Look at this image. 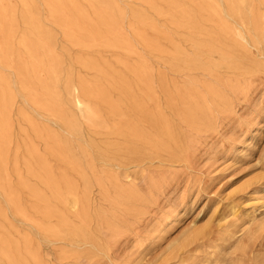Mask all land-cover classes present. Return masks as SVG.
<instances>
[{
	"label": "rangeland",
	"instance_id": "obj_1",
	"mask_svg": "<svg viewBox=\"0 0 264 264\" xmlns=\"http://www.w3.org/2000/svg\"><path fill=\"white\" fill-rule=\"evenodd\" d=\"M33 1L41 26L52 33L50 48L59 57L61 71L54 75L56 81L48 80L45 72L22 71L48 81L42 87L32 85L33 91L27 93L14 71L0 68L9 95L4 125L0 124L1 130L5 128L0 134V241L11 243L13 262L16 251L28 244L37 251L40 264H264V227H249L252 215L257 222L264 221V74L243 76V71H264V58L257 67L244 59L240 71L184 70L173 49L191 52L187 30L170 25L140 0H109L119 10L116 17L132 43L131 54L115 47L80 48L68 43L61 28L51 23L45 3ZM86 1L75 0L91 16ZM5 6L15 14L16 52L19 40L30 41L32 36L20 18V2L6 0ZM257 13L264 10L258 8ZM253 53L248 58L257 60ZM82 61L95 62L100 74L83 68ZM213 61H218L216 55ZM22 65L29 68L25 60ZM145 75L154 82L152 104L142 84ZM67 78L86 90V101L95 112L90 124L71 105ZM120 79L124 86L113 85ZM242 81L244 92L228 97V83ZM208 87L219 89L222 98L205 95L207 119L197 109L191 118L187 96L195 89L205 94ZM52 100L64 122L40 107ZM147 110L169 124L172 142L166 139L165 146L152 148L113 133L115 124L147 129L143 121ZM116 111L124 115L122 121ZM69 121L78 132L67 130ZM151 133L156 136L155 130ZM39 158L63 191L65 185L73 188L77 206L72 207L71 198L61 204L51 200L59 215L40 214L32 191L40 190L44 198L49 193L32 176ZM2 192L12 194L18 210ZM82 213L98 250L77 243L74 236L61 238L45 230L57 225L58 217L78 225ZM240 238L249 246L245 257L238 249Z\"/></svg>",
	"mask_w": 264,
	"mask_h": 264
},
{
	"label": "bare ground",
	"instance_id": "obj_2",
	"mask_svg": "<svg viewBox=\"0 0 264 264\" xmlns=\"http://www.w3.org/2000/svg\"><path fill=\"white\" fill-rule=\"evenodd\" d=\"M18 1L22 6V14L20 18L23 24L27 27L28 35L32 36V40L28 41L25 38L19 40L20 50L15 52L13 48L16 22L15 14L12 7L5 6L6 0H0V68H7L14 71V74L21 81L22 90L29 93V91H33L32 85L35 88V85L40 83L39 85L42 87V85L48 84V81H46L45 84L44 82L37 80L35 77L23 74L22 71H33V73H38L40 71L45 72L49 76V78H47L48 80H51L52 77L56 81L57 77L55 78L54 75H57L58 71H61V68L59 57L56 56L50 48L53 39L51 36L52 33L41 26L36 13L34 1ZM140 1L146 4L155 15L159 17H166L170 25L179 29L187 30L188 35L185 38L190 45L191 52L187 53L180 47L173 49L174 58L178 62L179 66L184 70L202 69L205 71H213L215 69H227L240 71L245 64L242 63L244 59H248L249 64L257 67L258 60L262 61L261 58H264V14L261 15L260 13H257L258 8H262L264 10V0ZM42 2L45 3L46 9L49 13V20L51 23L61 28L63 36L68 43L74 46H79L80 48L102 46L110 48L115 47L130 54L133 52L131 41L123 35L119 26V21L116 17V13L119 10L109 0H87L86 4L91 12V16L86 14V10L79 9L75 0H42ZM135 16L139 18L141 14H135ZM159 34H161V37H165L163 31L159 30ZM137 38L139 40V37ZM148 47L152 48L147 43V48ZM154 50L161 52V50ZM252 51L255 56L258 55L259 58L257 60L248 58ZM215 55L218 59L217 62L213 61V56ZM22 60H25L26 64L29 65V68L22 65ZM142 64L145 65L144 62H142ZM81 66L100 74L101 69H99L93 61H82ZM143 72L144 71H141V73ZM256 73L264 74V71H243V76H251ZM3 82L4 79L0 76V124L2 125H4V122H1V119L5 114L6 103L9 102V95L8 93L5 95L6 90L3 87ZM117 83L121 86L125 85L121 79L119 81H113V85ZM142 84L146 89V98L152 104L155 97L153 95L154 82L145 75V79H142ZM191 84L194 85L195 83L192 82ZM65 87L67 89L70 103L76 112H78L80 119L84 123L90 124L92 119L95 118V112L86 101V96L88 95L86 90H83L81 86L71 83L68 78L65 80ZM228 88L230 92L228 97H230V94L232 95L234 92H244L243 81L235 84L228 83ZM205 95L222 98L219 89H214V87H208L205 94L195 89L187 96L186 102V109L189 111V116L191 118L195 119L194 114L191 113L194 109L202 112L205 118L207 117L206 109L208 106L205 102ZM42 97L46 98L43 93ZM227 102L230 103L228 98ZM127 104L125 108L127 107ZM224 104H226V100ZM48 106H51V108H47ZM40 107L49 117L58 121H63V114L60 111V107L57 106V102L55 100H52L51 104L48 101L46 105ZM114 108L116 109V107ZM114 115L120 121L124 118V115L120 112L117 113V111ZM143 121L146 126H148L147 129L138 128L136 125L115 124L113 126V133L133 138L135 142L148 144L152 148L165 146V142L167 143V141L172 142L171 128L167 122L165 123L160 114L155 115L152 111L147 110L143 112ZM66 125L67 130L71 133H76L79 130V127L72 121H69ZM4 129H0V134L4 133ZM151 130L156 131V136L154 135L153 137ZM69 151L70 150L67 149V155L74 158V155L70 154ZM0 162H2L1 153ZM32 176L36 178L39 184L43 185L45 190L49 193V197L44 198L42 192L34 188L31 194L41 205L42 213L40 214L43 217L48 218L59 215L58 212L51 207V200L61 204L65 201L67 202V199L71 198L72 200L70 202L72 207L78 205V201L74 199L73 188L69 185H65V191H63V189L59 187L58 181L51 177L47 163L44 159L39 158L37 160V170L33 172ZM86 181L87 182H85V184L88 187V180L86 179ZM64 193L67 195H64ZM2 194L7 198L8 204L18 210L12 194H6L5 192H2ZM86 217V213H82L78 225L71 224L64 217H58L59 221L57 225L47 227L45 230L48 233H52L61 238L74 236L77 243H82L83 245H88L91 248L98 250L97 242L94 239L95 237L92 235L90 237L88 234L89 231ZM249 219V227H264V221L257 222L254 215H252ZM112 230H115V227H113ZM237 241L238 249L241 252L242 257H245L248 253V243L245 244L242 238L237 239ZM0 242V254L6 262L3 264H27L30 260L34 264H40L37 258V251L35 249L33 250L28 244L16 251L18 254L17 261L13 262L11 259V243L3 241L2 239ZM238 264H240V262H238Z\"/></svg>",
	"mask_w": 264,
	"mask_h": 264
}]
</instances>
